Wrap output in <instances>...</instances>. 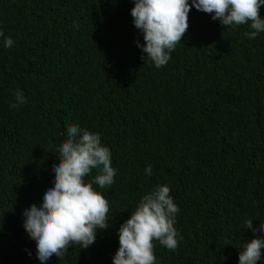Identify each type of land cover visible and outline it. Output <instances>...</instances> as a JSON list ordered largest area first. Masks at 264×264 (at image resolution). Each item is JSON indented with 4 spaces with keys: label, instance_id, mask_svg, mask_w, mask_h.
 Wrapping results in <instances>:
<instances>
[{
    "label": "trees",
    "instance_id": "obj_1",
    "mask_svg": "<svg viewBox=\"0 0 264 264\" xmlns=\"http://www.w3.org/2000/svg\"><path fill=\"white\" fill-rule=\"evenodd\" d=\"M133 6L0 0V30L14 40L6 48L0 37V264H41L22 213L52 185L71 124L111 151L115 183L93 185L109 201V227L46 264H112L119 226L157 185L169 186L183 237L175 251L153 242L157 264H238L260 235L243 226L264 222V32L248 39L249 24L224 28L191 8L181 44L157 69L135 44L144 40ZM17 89L26 103L12 109Z\"/></svg>",
    "mask_w": 264,
    "mask_h": 264
},
{
    "label": "clouds",
    "instance_id": "obj_2",
    "mask_svg": "<svg viewBox=\"0 0 264 264\" xmlns=\"http://www.w3.org/2000/svg\"><path fill=\"white\" fill-rule=\"evenodd\" d=\"M130 9L132 23L143 34L144 44L135 41L148 61L157 69L165 66L171 53L189 27L188 14L191 8L211 14L224 27L249 24L252 31L243 33L254 39L264 32V18L260 8L264 0H133ZM78 22H74V27ZM4 46L12 47L14 40L5 37ZM13 103L9 107L19 108L26 98L17 89L12 93ZM58 162L52 165L54 180L42 197L39 206L30 205L22 213L23 227L29 238L35 241L36 256L41 264L55 255L61 259L72 245L87 249L95 242L98 229L109 227V201L99 188H111L115 183L117 170L111 166V151L102 145L99 133L71 124L67 127V139L58 148ZM93 170L97 174L87 180ZM145 174L151 176V165ZM167 185H157L144 194L131 215L118 228L119 247L112 257V264H157L154 241L170 251L178 248L183 239L176 230V215L180 211ZM243 228L260 235L245 241L238 253V264H257L264 249V222L259 228L252 225V219L244 222ZM227 244V243H225Z\"/></svg>",
    "mask_w": 264,
    "mask_h": 264
}]
</instances>
